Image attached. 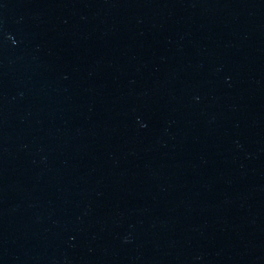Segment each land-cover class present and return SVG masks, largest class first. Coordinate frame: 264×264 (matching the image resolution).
<instances>
[{
  "label": "water",
  "instance_id": "obj_1",
  "mask_svg": "<svg viewBox=\"0 0 264 264\" xmlns=\"http://www.w3.org/2000/svg\"><path fill=\"white\" fill-rule=\"evenodd\" d=\"M0 264H264V0H0Z\"/></svg>",
  "mask_w": 264,
  "mask_h": 264
}]
</instances>
